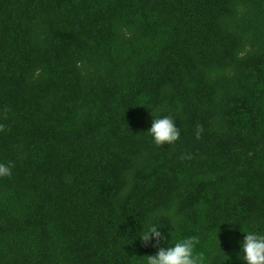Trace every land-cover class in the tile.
I'll return each instance as SVG.
<instances>
[{
    "label": "trees",
    "instance_id": "1",
    "mask_svg": "<svg viewBox=\"0 0 264 264\" xmlns=\"http://www.w3.org/2000/svg\"><path fill=\"white\" fill-rule=\"evenodd\" d=\"M165 115L180 136L158 147ZM0 162V264H145L150 223L160 247L196 236L203 264H244L264 0H0Z\"/></svg>",
    "mask_w": 264,
    "mask_h": 264
},
{
    "label": "clouds",
    "instance_id": "2",
    "mask_svg": "<svg viewBox=\"0 0 264 264\" xmlns=\"http://www.w3.org/2000/svg\"><path fill=\"white\" fill-rule=\"evenodd\" d=\"M152 117L147 134L156 146L172 145L179 139L180 130L176 126L173 115ZM12 167L11 163L0 162V178L11 177ZM161 228L156 223H150L143 231V235L139 236L145 245L151 243L157 248L155 254L144 256L146 257L145 264H203L204 257L197 252V246L200 243L198 237L189 236L177 239L171 244L169 238L167 245L160 247V242L165 240ZM242 233H244V238L240 242L238 258L244 264H264V231L249 229Z\"/></svg>",
    "mask_w": 264,
    "mask_h": 264
}]
</instances>
